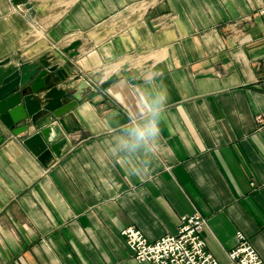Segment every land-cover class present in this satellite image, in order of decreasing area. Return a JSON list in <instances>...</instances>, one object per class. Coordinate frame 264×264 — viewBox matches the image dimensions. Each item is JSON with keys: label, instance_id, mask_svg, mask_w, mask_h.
<instances>
[{"label": "crops", "instance_id": "1", "mask_svg": "<svg viewBox=\"0 0 264 264\" xmlns=\"http://www.w3.org/2000/svg\"><path fill=\"white\" fill-rule=\"evenodd\" d=\"M58 1L0 0V62L47 57L77 102L50 123L61 156L1 126L0 264H151L121 231L155 241L196 211L220 264L237 232L264 261L262 0ZM22 4L47 28L29 47ZM150 121L160 135L125 147Z\"/></svg>", "mask_w": 264, "mask_h": 264}, {"label": "water", "instance_id": "2", "mask_svg": "<svg viewBox=\"0 0 264 264\" xmlns=\"http://www.w3.org/2000/svg\"><path fill=\"white\" fill-rule=\"evenodd\" d=\"M58 79L67 83L66 70L52 65L47 57L32 62L19 61V65L0 62V146L8 137L1 126L13 136L20 137L22 144L42 162L53 155L61 156L58 150L61 142H55L50 123L62 118L75 108L77 102L63 104L70 99L67 90L57 88ZM45 92L46 104L35 99ZM48 114L47 120H41L42 114ZM31 126L37 131L30 132ZM67 144L65 139L61 140Z\"/></svg>", "mask_w": 264, "mask_h": 264}, {"label": "built area", "instance_id": "3", "mask_svg": "<svg viewBox=\"0 0 264 264\" xmlns=\"http://www.w3.org/2000/svg\"><path fill=\"white\" fill-rule=\"evenodd\" d=\"M39 1V0H37ZM15 10L29 23L22 44L25 47L46 38L47 28L34 13L33 7L17 5ZM261 14L264 17V0ZM35 14V13H34ZM207 219L198 211L183 217L176 234H167L155 241L149 240L144 233L130 226L121 231L131 257L140 263L151 264H220L208 251L204 231ZM238 244L228 252V264H264L258 251L243 232H237Z\"/></svg>", "mask_w": 264, "mask_h": 264}, {"label": "clouds", "instance_id": "4", "mask_svg": "<svg viewBox=\"0 0 264 264\" xmlns=\"http://www.w3.org/2000/svg\"><path fill=\"white\" fill-rule=\"evenodd\" d=\"M130 141H124L125 147H136L139 143L146 141L151 137L160 135V129L155 121H150L148 124L141 126H136L130 129L128 133Z\"/></svg>", "mask_w": 264, "mask_h": 264}, {"label": "rangeland", "instance_id": "5", "mask_svg": "<svg viewBox=\"0 0 264 264\" xmlns=\"http://www.w3.org/2000/svg\"><path fill=\"white\" fill-rule=\"evenodd\" d=\"M73 1H75V0H59L58 3H60V5L59 6L57 5L56 8H59L60 10H62L64 8H66L67 6H69L71 4V2H73ZM61 2H63L64 5L61 6V4H62Z\"/></svg>", "mask_w": 264, "mask_h": 264}]
</instances>
